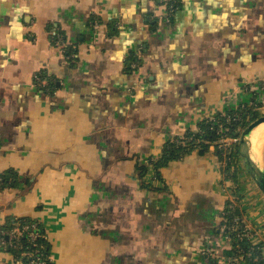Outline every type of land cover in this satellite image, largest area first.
<instances>
[{
	"label": "crops",
	"instance_id": "0c3cea01",
	"mask_svg": "<svg viewBox=\"0 0 264 264\" xmlns=\"http://www.w3.org/2000/svg\"><path fill=\"white\" fill-rule=\"evenodd\" d=\"M172 1L0 0V173L19 181L0 191V230L40 220L54 264H210L208 250L229 247L215 234L228 197L213 147L161 180L151 169L156 191L135 168L264 83V0H178L170 15ZM42 72L52 93L34 84ZM240 182L246 208L264 206Z\"/></svg>",
	"mask_w": 264,
	"mask_h": 264
},
{
	"label": "trees",
	"instance_id": "16d2710c",
	"mask_svg": "<svg viewBox=\"0 0 264 264\" xmlns=\"http://www.w3.org/2000/svg\"><path fill=\"white\" fill-rule=\"evenodd\" d=\"M169 14H173L179 9V1H172L167 5ZM60 37V34L56 33L53 39ZM65 51V57L69 60H74L73 55L76 51L72 48L63 47ZM133 63L139 64V58L133 54L131 57ZM37 89L52 93L56 87V82L47 76L46 73L42 72L36 75L35 83ZM241 92L247 94L249 98L247 101L241 102L236 108L229 107L231 103V98L225 101L223 110L217 112L214 115H211L203 119L197 127V131H192L189 129L186 134L182 137H176L170 139L164 145V149L161 157L158 159L150 158L149 165H140L136 167V173L139 174L141 180V188L156 191L157 189L152 188L151 183L146 182V177L150 174L151 169H153L155 178L161 180V171L168 168L171 163L183 161L185 158L189 157L195 152H199L201 155H205L209 152L210 148L215 149L216 157L219 161V168L222 172L223 183H239L240 175V163H239V153L238 145L236 143L230 145H224L220 147L221 140L225 139H238L243 132L253 121L258 119L261 115L259 110L264 107V83H258L256 86H243ZM1 180V189L0 191L5 190L8 187L15 188L19 184L18 173L11 170L9 172L0 173ZM241 187L238 186V190ZM241 195L240 192H238ZM228 205V206H227ZM232 204L229 202L226 204V208L223 210L222 219L220 224L217 226L215 234L217 237L225 235L231 238V243L229 247H224L208 250L205 253V256L209 257L210 264H217L216 257H222L226 262L229 259H232L236 255L239 256L242 253L239 251H244L248 253L253 249V254L251 258H247L248 263L251 264H264V259L261 257L262 248L261 245L255 246L247 238L244 241H240L242 229L233 232L231 234L232 227L236 224L234 220L236 217H241V212L236 208V211L233 210V207L229 209V206ZM37 224L43 233L47 235L48 239H37L36 241H31L27 236H23L18 241L19 250H14L13 248H6V253L10 254L12 258L19 259L23 264H31V261L35 257L45 259L47 264H54L52 261V251L51 243L49 240V233L47 232L46 226L38 219H33L29 217L23 218H11L8 219L5 224L1 227L0 240H8V236L2 235V232L11 233L13 232L18 225H31ZM222 230V228H224ZM224 233H223V232ZM228 243V242H227ZM218 250L221 251L218 254ZM243 252V253H244ZM31 254L34 257H30ZM217 254V256H216ZM260 257L258 262H252L255 257ZM207 258V257H206Z\"/></svg>",
	"mask_w": 264,
	"mask_h": 264
},
{
	"label": "rangeland",
	"instance_id": "374dc122",
	"mask_svg": "<svg viewBox=\"0 0 264 264\" xmlns=\"http://www.w3.org/2000/svg\"><path fill=\"white\" fill-rule=\"evenodd\" d=\"M248 99L249 98L247 97V94H245L244 92L237 93L235 98L231 99V103L229 104V107L236 108L239 103L247 101ZM259 112L261 113L260 116H263L264 115V107L261 108L259 110ZM235 140L236 139H229V141L227 142V145L236 143ZM239 163H240V161H239ZM263 165H264V163H263ZM240 167H241V169H240V175L239 176H242V178L245 179V182L249 185V187H252V189L254 190V193H256L258 199H260V202L264 205V196L262 195L260 190L257 188V186L254 184L253 180L248 176V174L242 168L241 163H240ZM241 183L242 182H240V185H239V183H235V182L223 183V186L225 187V193L227 194V197H228V200L225 204L230 202L232 205L229 206V209H230V207L231 208L233 207L234 211H236V208H237L241 212V217H236L234 220V223L238 221V223H240L241 228L245 226L244 229H247V231L249 232V233H247L248 235L249 234L251 235L254 233L255 235H258V236H256V239H259V240H256V241H261V242L263 241V243H264V234H263L264 228H261L258 231L253 230L252 229L253 227L251 226L252 224L249 223V221L247 220L248 218L246 217V215L248 213H250V208L251 209L254 208V210L252 212L256 213L257 212L256 210H260V209L264 210V206L259 205V201H258V203H256L254 206L249 205V208L247 209L246 208L247 205L253 202V198H251L250 196L247 195V192H246L247 190L245 189V187ZM238 186L241 187V189L238 190ZM238 192H240V193L242 192V195H239ZM243 193H245L246 195H243ZM262 226H264V222H263ZM252 230L254 231L253 233L251 232ZM235 231H238V230H235ZM235 231H234V233H235ZM231 234H233V233H231ZM247 238L248 237L244 236V239L247 240ZM220 239L222 240L223 243L226 240L228 241V243H231V241H232L230 236H229V238H227V236L221 235V234H220ZM241 239H243V238H241Z\"/></svg>",
	"mask_w": 264,
	"mask_h": 264
},
{
	"label": "built area",
	"instance_id": "2783aa9c",
	"mask_svg": "<svg viewBox=\"0 0 264 264\" xmlns=\"http://www.w3.org/2000/svg\"><path fill=\"white\" fill-rule=\"evenodd\" d=\"M229 141V139H225V140H221L220 142V147L227 145V142ZM1 180H0V189H1ZM240 227V223H238V221L236 222V224L232 227L231 229V233H233L235 230H239ZM244 227H242V232H241V236L239 238L240 241H244V236L248 237L249 241H251V243L253 244L254 241L253 240H259L256 239V236L253 232V230L251 231L253 234H247L249 233L247 231V229H244ZM224 228H222V230H224ZM1 233V230H0ZM246 234V235H245ZM264 234V233H263ZM2 235L4 236H8V240L4 241L3 239L0 240V246L1 249L3 251H6V248H13L14 250H19V246H18V241L21 237L23 236H27L29 240L31 241H36L37 239H48L47 235L45 233H43V231L41 230V228L37 225V224H31V225H18V227H16V229L11 232V233H7V232H2ZM228 238V237H227ZM243 238V239H241ZM226 242H228L226 240ZM259 243V241H256ZM229 246L232 245V243H228ZM255 245V244H253ZM261 245L262 248V253H261V257L262 259H264V243L263 241L260 242L259 244H256L255 246ZM244 251H239L238 253H242L239 256H235L232 259H229L227 262L226 260H223L222 257H216L217 258V264H251L250 262L248 263L247 258H251L252 254H253V249H251L250 251H248V253H243ZM10 255V254H9ZM23 255H29L30 257H34L31 254H23ZM217 256V254H216ZM11 257V264H23L21 260L19 259H14ZM260 259V257H255V259L252 260V262H258ZM31 264H47L45 259H41L40 258H36L34 260L31 261Z\"/></svg>",
	"mask_w": 264,
	"mask_h": 264
},
{
	"label": "water",
	"instance_id": "95a60500",
	"mask_svg": "<svg viewBox=\"0 0 264 264\" xmlns=\"http://www.w3.org/2000/svg\"><path fill=\"white\" fill-rule=\"evenodd\" d=\"M264 124V115L253 121L243 132L240 137L235 140L238 145L239 161L242 168L253 180L254 184L264 196V165L260 166L252 158V151L250 146V137L253 131Z\"/></svg>",
	"mask_w": 264,
	"mask_h": 264
},
{
	"label": "bare ground",
	"instance_id": "6f19581e",
	"mask_svg": "<svg viewBox=\"0 0 264 264\" xmlns=\"http://www.w3.org/2000/svg\"><path fill=\"white\" fill-rule=\"evenodd\" d=\"M252 158L260 166L264 163V124L257 127L250 137Z\"/></svg>",
	"mask_w": 264,
	"mask_h": 264
}]
</instances>
